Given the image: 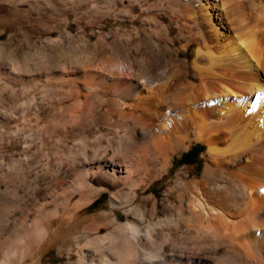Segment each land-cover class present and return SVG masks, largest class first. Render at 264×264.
<instances>
[{
	"label": "bare ground",
	"instance_id": "bare-ground-1",
	"mask_svg": "<svg viewBox=\"0 0 264 264\" xmlns=\"http://www.w3.org/2000/svg\"><path fill=\"white\" fill-rule=\"evenodd\" d=\"M157 1L72 6L100 28L86 62L9 69L7 166L42 185L17 257L89 217L102 264H264V0Z\"/></svg>",
	"mask_w": 264,
	"mask_h": 264
},
{
	"label": "rangeland",
	"instance_id": "rangeland-1",
	"mask_svg": "<svg viewBox=\"0 0 264 264\" xmlns=\"http://www.w3.org/2000/svg\"><path fill=\"white\" fill-rule=\"evenodd\" d=\"M237 1L242 6H248V0L230 2ZM72 6L122 5L120 0H0V110L9 109L14 100L8 89L10 68L36 76L39 72L49 71L50 64L53 63L65 65L67 68L79 67L86 62L87 54L94 53L96 35L100 28L97 24L87 23V15H76L72 10L71 12L68 8L71 9ZM65 17L69 22L67 39L71 42V48L64 49L58 45L50 47L49 39H57L59 34L64 35L57 26L63 23L62 19ZM163 58L162 56L157 61L161 62ZM116 59H119L118 56ZM4 120L6 121L0 117L1 133L8 127ZM4 143L0 141V264H88V261L89 264H102L99 258L91 260L90 255L83 256L84 254L77 251V243L84 241L85 233L82 229L89 225V217L74 222L64 228L65 230L60 229L52 236L57 238L68 229L70 235L65 243L56 242L45 248L34 237L36 240L30 253L23 254V259L15 255L21 245L17 236L23 229L35 233L37 228L31 218L35 217V202L39 198L42 185L36 181L38 174L33 173L35 171L25 173L19 165L10 167L11 169L7 166ZM194 147L183 154L182 163L190 165L198 160L200 151L197 146ZM106 200L105 197L98 198L92 204L91 212L98 211L99 206Z\"/></svg>",
	"mask_w": 264,
	"mask_h": 264
}]
</instances>
